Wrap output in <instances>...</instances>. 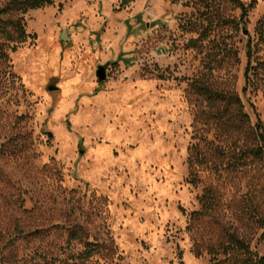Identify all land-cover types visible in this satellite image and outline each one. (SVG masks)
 Returning a JSON list of instances; mask_svg holds the SVG:
<instances>
[{
  "label": "rangeland",
  "instance_id": "374dc122",
  "mask_svg": "<svg viewBox=\"0 0 264 264\" xmlns=\"http://www.w3.org/2000/svg\"><path fill=\"white\" fill-rule=\"evenodd\" d=\"M241 1L245 16L230 0H54L24 16L35 37L0 60V264H234L209 252L226 232L264 254V158L191 86L238 95L242 129L264 123V0ZM74 224L113 258L87 256Z\"/></svg>",
  "mask_w": 264,
  "mask_h": 264
},
{
  "label": "trees",
  "instance_id": "16d2710c",
  "mask_svg": "<svg viewBox=\"0 0 264 264\" xmlns=\"http://www.w3.org/2000/svg\"><path fill=\"white\" fill-rule=\"evenodd\" d=\"M230 1L240 7L242 16L246 15L247 6L241 0ZM53 2L54 0H8L5 4L0 6V60H2L3 64L9 62L8 50L15 51L27 39L35 37V34H31L26 30L24 16L32 9L45 7ZM248 58L249 60L251 59L250 46L248 48ZM10 74L12 75L11 72ZM191 86L196 89L201 96L210 101L212 107H215L218 101H221L224 105L222 110L224 114L219 113V117L223 120L225 119L224 116L227 114H229V116L225 121H222V126H220V128L225 131L227 135L235 134L233 131L240 130V134L245 132L248 139L252 140V143L249 145L247 142H243L242 147L239 148L245 156L251 155L255 158H264V123H258L255 130L253 128H249L250 131L242 129L245 127L246 123H248L249 117L244 112L243 104L238 95L212 91L207 86L198 84L197 81L192 83ZM232 144L235 145L234 141ZM202 160L203 159L198 158L196 147L194 155L192 154L189 159L190 166L193 167L197 163H203ZM211 161L214 163L213 160ZM194 180L195 179H192L191 181L194 182ZM212 193L213 192L209 190L202 196L200 201L201 210L194 214L203 216L210 213L213 202ZM69 239L83 243L84 253L87 256L102 254L108 258H113L116 253V247L112 243L106 244L97 239L89 241V235H87V232L81 225H73L69 233ZM216 247V249L210 248L209 252L216 255L222 253L232 256L234 264H264V254L260 255L258 252L251 251L246 240L235 232H226L224 240L220 241ZM196 253L200 254L199 249H196Z\"/></svg>",
  "mask_w": 264,
  "mask_h": 264
},
{
  "label": "water",
  "instance_id": "95a60500",
  "mask_svg": "<svg viewBox=\"0 0 264 264\" xmlns=\"http://www.w3.org/2000/svg\"><path fill=\"white\" fill-rule=\"evenodd\" d=\"M96 74L100 80H104L106 77L104 67L99 66L97 71H96ZM53 88H54L53 86H49V89H53ZM50 135H52V133H50Z\"/></svg>",
  "mask_w": 264,
  "mask_h": 264
}]
</instances>
